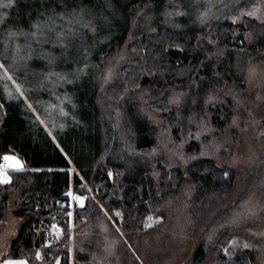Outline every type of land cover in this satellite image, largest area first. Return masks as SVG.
<instances>
[{
  "label": "trees",
  "instance_id": "16d2710c",
  "mask_svg": "<svg viewBox=\"0 0 264 264\" xmlns=\"http://www.w3.org/2000/svg\"><path fill=\"white\" fill-rule=\"evenodd\" d=\"M147 2L116 1L124 24L102 46L101 55L123 47L129 54L117 65L115 83L94 85L82 122L68 128L64 138L52 139L22 98L0 100V158L14 153L26 165L10 171V181L0 184V223L8 214L18 220L3 258L27 264L88 263L96 257L95 241L103 236L98 222L105 204L122 211L124 229L139 230L154 206L190 181L182 207L196 206L194 223L201 224L219 199L243 188L240 172L218 166L213 158L199 156L184 167L171 163L163 147L167 139L146 110L164 120L162 129L173 141L190 138L186 151L199 154L194 136L199 127L222 132L236 109L230 97L210 101V95L229 84L247 97V66L264 61V17L214 20L195 31L156 22L129 34L131 18ZM173 91L180 92L176 104L169 100ZM256 167L241 173L255 174ZM158 214L165 216L164 210ZM85 221L88 229L80 228ZM263 244L251 235L223 230L200 258L203 264H255Z\"/></svg>",
  "mask_w": 264,
  "mask_h": 264
},
{
  "label": "rangeland",
  "instance_id": "374dc122",
  "mask_svg": "<svg viewBox=\"0 0 264 264\" xmlns=\"http://www.w3.org/2000/svg\"><path fill=\"white\" fill-rule=\"evenodd\" d=\"M116 1L121 0H0V100L15 103L22 98L52 139L64 138L68 128L82 122L94 85L115 83L117 65L129 54L123 47L101 55L102 46L124 24ZM263 13V0H148L146 8H139L131 18L129 34L146 30L156 22L173 30L195 31L214 20L237 21L244 15L262 19ZM179 94L172 92L171 104L177 103ZM244 94L247 97L241 98L233 86L226 84L210 95V101L230 97L236 109L222 132L208 133L199 127L194 135L200 144L199 154L186 151L190 138L173 141L162 129L164 120L146 110L167 139L163 147L171 163L184 167L199 156L213 158L218 166L240 172L238 180L243 181V188L219 199L201 224L194 223L196 206L182 207L192 186L190 181L173 198L165 197L154 206L139 230L124 229L122 211L109 210L105 204L98 222L103 236L95 241L97 253L92 252L96 257L80 264H203V250L223 230L239 231L264 243V61L247 66ZM243 106L245 116L240 117ZM5 156L13 159L5 161ZM16 161L23 167L16 168ZM25 166L18 155L4 153L0 175L10 181L9 172ZM255 166V174L251 175L250 170L241 173L242 169L253 170ZM171 199L177 200L174 209L167 211ZM180 205L181 210L177 209ZM163 210L165 216L159 215ZM17 222L8 214L0 223V264H27L24 259H2ZM82 223L80 228L88 229V221ZM81 248L85 254L86 245ZM259 253L255 264H264V246Z\"/></svg>",
  "mask_w": 264,
  "mask_h": 264
},
{
  "label": "snow or ice",
  "instance_id": "6c2138e0",
  "mask_svg": "<svg viewBox=\"0 0 264 264\" xmlns=\"http://www.w3.org/2000/svg\"><path fill=\"white\" fill-rule=\"evenodd\" d=\"M3 159H4L5 161H9V160H12L13 157L5 156ZM15 167H16V168H22L23 165L20 164L19 161H16V162H15ZM8 182H9V180H8V178H7L6 175H0V183H8ZM68 195L71 196L72 193L69 192ZM73 199H75V200H77V201H80V200H81L80 197H73ZM68 215L71 216V213H69ZM149 219H151V218H149ZM148 226L151 227V225H148ZM7 264H23V262H19V261H8Z\"/></svg>",
  "mask_w": 264,
  "mask_h": 264
},
{
  "label": "crops",
  "instance_id": "0c3cea01",
  "mask_svg": "<svg viewBox=\"0 0 264 264\" xmlns=\"http://www.w3.org/2000/svg\"><path fill=\"white\" fill-rule=\"evenodd\" d=\"M2 259H3V256H2Z\"/></svg>",
  "mask_w": 264,
  "mask_h": 264
}]
</instances>
